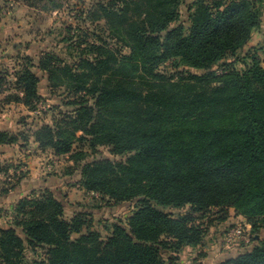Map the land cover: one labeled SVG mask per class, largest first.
I'll list each match as a JSON object with an SVG mask.
<instances>
[{
  "label": "trees",
  "instance_id": "trees-1",
  "mask_svg": "<svg viewBox=\"0 0 264 264\" xmlns=\"http://www.w3.org/2000/svg\"><path fill=\"white\" fill-rule=\"evenodd\" d=\"M25 1L39 14L67 5ZM182 2H99L92 10L102 16L93 19L89 10L84 21L97 27L114 18L124 25L114 28L118 36L86 33L90 38L84 39L69 26L67 60L44 52L38 62L25 56L13 71L0 69V95L9 92L3 106L22 104L38 113V68L50 91L63 90V106L70 107L33 131L0 132V146L34 141L43 153L68 157L75 165L76 144L93 153L108 147L125 160L86 164L80 189L98 195L103 205L138 201L129 218L105 227L104 238L90 214L68 220L53 193L33 192L10 214L0 211L10 217L8 228H0V264H178L182 249L203 245L212 226L195 214L212 209L220 211L218 224L234 209L254 233L251 249L243 247L221 264H264V241L256 236L264 229V46L248 50L243 72L237 62H224L237 58L260 30L264 0H196L188 8L189 30L173 27ZM74 46L80 54H73ZM168 66L172 72L161 71ZM137 80L147 88L139 89ZM22 167L0 162L2 195L27 179ZM169 209L188 212L174 216ZM38 250L43 258L30 260Z\"/></svg>",
  "mask_w": 264,
  "mask_h": 264
},
{
  "label": "rangeland",
  "instance_id": "rangeland-1",
  "mask_svg": "<svg viewBox=\"0 0 264 264\" xmlns=\"http://www.w3.org/2000/svg\"><path fill=\"white\" fill-rule=\"evenodd\" d=\"M5 0H3L4 2ZM110 0H58V4H67L64 6L60 11L54 12L52 14H45V13H34L31 12V15L29 16L30 20V28L31 31L34 32V35H31V38H36L39 43H41V46H47V52L59 55L62 57L63 60H67V57L69 58L70 50H67V43L64 41L68 38V34L65 31L67 27L72 26L76 31L79 33H75V36L82 34L83 38H90L86 36L87 34H90L91 37H96V36H102L103 39H109L110 35L115 32V29H122L124 28V25L120 24L118 20L112 18L110 19L107 24L104 22L100 23V25H94L93 23H89L87 20L84 21V12L89 11L94 9L95 4H100L99 2H106L108 3ZM196 0H183L180 8H179V15H180V22L179 24L173 25V27L176 26H184L187 30L190 28V20H189V15L190 13L188 12V8L192 6V4ZM5 4V2H4ZM7 5V6H6ZM5 5L4 11L7 13L11 11L10 9L13 5L12 2H9ZM9 7V8H8ZM97 16H102V11L99 9L92 10L90 17L93 19L98 18ZM111 24L115 25L112 26ZM115 28V29H114ZM25 29V28H24ZM23 29V30H24ZM21 30V33L23 32ZM115 34L118 36V33L115 32ZM30 37H28L27 40H29ZM256 39V38H255ZM255 42V40H253ZM253 44V43H252ZM264 44L262 45V47ZM255 47V48H259ZM73 54L78 53L76 51V47H73ZM248 51H241L239 52V55L237 58H227L224 62L226 63H231V62H237L235 68L239 72H243L246 68V63L244 55ZM80 54V53H78ZM260 56V63L264 62V55L262 53H259ZM69 60V59H68ZM244 65V67H243ZM251 66V64L249 65ZM264 68V67H263ZM180 70H183L182 68ZM191 74H197V75H202L203 73L200 71H195V70H189L185 69ZM218 71V69H215ZM163 72H172L171 67H164L161 69ZM41 84L39 86L40 89V96L43 99V106H39L40 110L38 113L29 115L26 114L25 111L20 110H14L18 114L17 122L20 126V130L23 131L24 129L26 130H35L39 128L40 126H43L45 124L51 123V118L53 115L56 114V111L59 109L63 112H67L70 110V107L63 106L66 102L64 99L65 95L63 93V90H55V91H50V89L47 87L48 82L44 77L41 78ZM137 87L139 89H146L147 85L143 83L141 80H137ZM47 87V89H46ZM12 110V109H10ZM29 111V110H28ZM25 115L22 116V114ZM31 113V112H30ZM78 136H81L79 134ZM28 146H31V143L28 144ZM27 147V146H26ZM75 150V155L74 157L79 159L78 165L74 164L71 159L68 157H62V158H57L53 157L50 153L47 152L44 154V164L47 167L46 174L44 176L40 175L39 178L42 181L45 177H55L61 178V175H66L68 178V184L67 187L70 188V186L76 185L77 182L75 180L77 179V175L80 176L81 174V168L85 166L86 164H90L95 160H101V159H109L114 162H120L125 160V157L121 156H113L111 153V149L108 147H99L95 153L91 152L87 146L79 147L78 144L74 146ZM79 154V155H78ZM71 158V157H70ZM49 167L51 168L50 170ZM37 177V179L39 180ZM79 183V182H78ZM77 191H79L76 188ZM41 191H48V190H41ZM56 198L62 201V204L64 205L65 208V217L66 219L70 220L72 219L76 214L78 213H88L92 217V221L94 223V230L98 231L101 233V235L106 238L108 236V233L105 231V227H109L112 224H115L117 221L123 220L125 221L127 218H129L132 213L134 212V209L137 207L138 201L134 200L132 202H126L122 203L121 205L118 206H111V205H103L98 201V195L96 194H91L87 195V193H83V195L86 196V199H83V196L79 195V193L76 192V197L73 199L69 195V190H56ZM40 192V191H38ZM54 194V193H53ZM82 200L81 203H77L76 201ZM64 201V203H63ZM99 205H103L100 207ZM75 207V209H74ZM167 213L173 214L174 216H177L178 214H184L188 212V209H184L182 211H176V210H166ZM220 211L218 209H212L209 212H207L205 215L203 214H195L196 218H200L201 216H204L205 219L203 222L205 224H208L209 222L212 223L211 228H216L218 225V218L220 217ZM231 213V220H229V227L226 228L225 232L224 230V235L221 237L222 240L225 236V234L234 228L237 227H242L244 230V235L247 237H250L253 241V235L254 233L252 232L250 227L244 226L245 221L240 222L237 221L234 217L235 212L234 209H230ZM245 220V219H244ZM202 222V220H200ZM247 223V222H246ZM210 232V230H209ZM209 234V233H208ZM221 234L219 231L216 229L212 230L211 236L213 237L211 240L216 241V238L218 235ZM223 234V233H222ZM256 236L258 239L264 241V229H261ZM76 237L74 236L73 239ZM254 243V242H253ZM223 244V243H222ZM253 244L249 247L251 249ZM44 251L38 250L35 251V254L30 255V260H40L43 258Z\"/></svg>",
  "mask_w": 264,
  "mask_h": 264
},
{
  "label": "crops",
  "instance_id": "crops-1",
  "mask_svg": "<svg viewBox=\"0 0 264 264\" xmlns=\"http://www.w3.org/2000/svg\"><path fill=\"white\" fill-rule=\"evenodd\" d=\"M12 3L13 5L10 8L12 10L7 13L6 11H4L5 4L3 0H0V69H8L9 71H13L14 68L18 67V64L20 63L19 59L27 56L33 59L35 62H38V60L43 56V53L47 52L48 50L47 46H41V43H39L35 37L31 38V35H34V32L31 31L30 28L31 26L29 16L31 15V12L35 13V10L29 7L28 3L25 0H15ZM21 30H23L22 33ZM28 37H30L29 40H27ZM253 40H255V42H253ZM263 44L264 9L262 14L261 28L259 31H256L253 34L252 39L249 41L247 47L245 48V51L258 46L262 47ZM246 61V63L250 62L249 60ZM33 72L36 74V76L39 77L40 84L42 77H44L48 82L47 76L38 68L33 69ZM8 94L9 92H5L3 93V95H0V103ZM13 109L17 111L23 110L26 112V114H28V116L35 114L30 113L28 109L22 104H10L5 106H3V104H0V132L16 134L21 131V128L17 122L18 114ZM25 112L24 114H22V116L25 115ZM30 143V147H21L19 145L0 146L1 163L7 161L14 165L22 164L23 167L20 170L28 173L27 179L23 180L8 195L1 194L2 187L6 178L3 174H0V211L5 210L8 214H10L13 208L19 203V201L28 197L33 192H38L41 190H48L55 195L57 189H66L70 191L69 195L73 199L77 198L76 192L79 193V195L83 196V199H86V196L83 195V193L85 192L80 189V185L78 183L80 181V176L78 175L77 179L75 180L77 184L70 186V188L67 187V184L71 181L68 182V177L66 175H61V178L59 177L57 179L55 177H45L41 181L39 176H44L47 171V167L43 162L45 153H43L39 149V145L37 143H35L34 141H31ZM50 169L51 168L49 167L48 170ZM11 174L12 172L10 171L9 175ZM37 177L39 178V180L37 179ZM76 188L79 191H77ZM59 201L61 200L59 199ZM76 202L81 203L82 200H78ZM234 217L237 221H240L242 223L243 221H245L244 226L250 227L243 217H238L235 215ZM9 219L10 217L6 215L2 216V214L0 213V228H8L10 224ZM229 220H231V218H229L226 223L218 224L216 226L219 233L221 232V234H219L216 238V241L211 240L213 238L211 236V232L216 228H210V232L206 237L203 245L197 248H183L182 251L177 255L179 259L178 264H221L227 260L238 257L243 250L239 247L228 248L221 238L224 235L226 228L229 227L228 225H230ZM223 230L224 232H222Z\"/></svg>",
  "mask_w": 264,
  "mask_h": 264
},
{
  "label": "built area",
  "instance_id": "built-area-1",
  "mask_svg": "<svg viewBox=\"0 0 264 264\" xmlns=\"http://www.w3.org/2000/svg\"><path fill=\"white\" fill-rule=\"evenodd\" d=\"M223 242L228 248L239 247L240 249H244L252 245L251 238L244 235L242 227H237L227 232L223 238Z\"/></svg>",
  "mask_w": 264,
  "mask_h": 264
}]
</instances>
